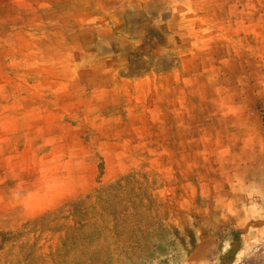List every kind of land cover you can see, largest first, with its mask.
<instances>
[{"label":"rangeland","instance_id":"rangeland-1","mask_svg":"<svg viewBox=\"0 0 264 264\" xmlns=\"http://www.w3.org/2000/svg\"><path fill=\"white\" fill-rule=\"evenodd\" d=\"M0 264H264V0H0Z\"/></svg>","mask_w":264,"mask_h":264}]
</instances>
